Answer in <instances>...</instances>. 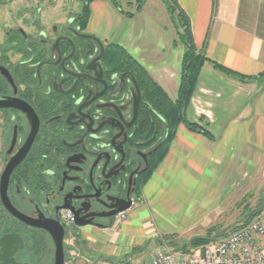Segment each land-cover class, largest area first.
<instances>
[{"label": "flooded vegetation", "instance_id": "flooded-vegetation-1", "mask_svg": "<svg viewBox=\"0 0 264 264\" xmlns=\"http://www.w3.org/2000/svg\"><path fill=\"white\" fill-rule=\"evenodd\" d=\"M82 6L0 0V100L11 104L0 106V264H55L42 226L62 233L63 264H76L79 231L111 226L158 166L147 178L166 131L147 74L82 27Z\"/></svg>", "mask_w": 264, "mask_h": 264}, {"label": "crops", "instance_id": "crops-1", "mask_svg": "<svg viewBox=\"0 0 264 264\" xmlns=\"http://www.w3.org/2000/svg\"><path fill=\"white\" fill-rule=\"evenodd\" d=\"M177 1L189 17L196 48L209 60L242 76L264 71V0ZM159 5L164 6L162 0H145L127 17L110 0H92L87 30L123 48L173 102L184 47ZM185 118L211 137L179 124L127 218L79 231V264L147 260L156 245L169 241L182 249L191 234L210 227L212 214L236 184L243 189L263 183L259 217L264 226V86L241 82L206 62ZM261 244L264 252V238Z\"/></svg>", "mask_w": 264, "mask_h": 264}, {"label": "trees", "instance_id": "trees-1", "mask_svg": "<svg viewBox=\"0 0 264 264\" xmlns=\"http://www.w3.org/2000/svg\"><path fill=\"white\" fill-rule=\"evenodd\" d=\"M92 0H83L82 10L80 12V23L82 27H85L89 13H90V3ZM113 5L127 17H131L134 13L138 12L141 9V5H137L134 11H126L124 10L121 5L118 3V0H110ZM165 4L170 16L172 17L173 22L176 24L177 28V40L183 45L184 53L182 57V65H181V73H180V82L179 88L177 93V98L175 101H171L167 98V96L163 93L160 87L155 85L148 77L147 83L145 85L146 96L150 103L152 104L153 108L160 114L163 118L164 125L166 128L165 131V138L162 146L158 150L157 154L154 157V163L152 166L151 171L147 175V178L150 176L151 172L155 167L162 161L164 156L166 155L169 144L172 138L175 135L176 129L179 124H183L187 129L191 131L200 132L205 136L211 137L210 133L203 127L191 123L186 120L185 118V110L190 101L192 92L194 90L197 77L199 72L204 65V63L208 62L211 66L222 73L236 78L241 82H248V81H255L262 86H264V71L259 73L255 76H242L239 75L222 65L218 64L215 61L209 60L202 51H199L193 41L192 32H191V25L189 17L187 16L186 12L182 9L179 5L177 0H162ZM115 48V56L116 58L122 57L125 59L123 55L124 49L119 46H112ZM128 60V59H126ZM131 64H135L134 60H130ZM262 204L259 205L257 208H253L250 210V214L248 218L245 219V222L248 221L250 218L258 216L261 211ZM213 228H209L205 236L194 237L190 240L188 245L182 246V249L191 247H204L210 244L213 241L211 238L210 232ZM169 241V240H168ZM167 241V242H168ZM172 244L171 241H169Z\"/></svg>", "mask_w": 264, "mask_h": 264}, {"label": "built area", "instance_id": "built-area-1", "mask_svg": "<svg viewBox=\"0 0 264 264\" xmlns=\"http://www.w3.org/2000/svg\"><path fill=\"white\" fill-rule=\"evenodd\" d=\"M129 210L118 212L116 220H125ZM263 238L264 226L258 215L204 247L177 250L156 245L149 259L125 260L121 264H264Z\"/></svg>", "mask_w": 264, "mask_h": 264}, {"label": "rangeland", "instance_id": "rangeland-1", "mask_svg": "<svg viewBox=\"0 0 264 264\" xmlns=\"http://www.w3.org/2000/svg\"><path fill=\"white\" fill-rule=\"evenodd\" d=\"M66 1L72 2L74 0H66ZM81 1L83 2V0H79V10H80ZM144 1L145 0H118V3L121 5V7L124 10L134 11V9L139 4H142L141 5V8H142ZM158 7L159 8L162 7L161 9L167 12V15L169 17L168 25L173 30V32L177 34L176 24L173 22L172 17L170 16L165 4L164 6L161 5L160 7L159 5ZM2 9L0 11V21L2 17H5V16L7 17L8 15V12L6 11V9L4 8ZM260 183L261 185L259 184V186H256L255 183L244 185L243 189L240 184H236V186H232V188L229 189V195L227 196L226 199L222 200L224 202L221 203L216 213H213L211 216L212 222L209 228H213L212 231L210 232L211 238H213V241L231 233L237 226L245 222V219L248 218V215L250 214L251 209L257 208L259 205L262 204L263 183L262 182ZM209 228L206 231L194 232L195 234H191L193 235L191 239L194 237L205 236ZM172 238H173L172 236L166 237L165 240L168 241ZM191 239L182 243L183 245L181 246H185L189 244ZM67 242L69 245L73 244L72 235L68 236ZM172 245L179 247L178 244H170V243L168 244L170 248H172ZM75 255H77L76 261L79 264V248L76 250ZM68 264H71V263L69 262Z\"/></svg>", "mask_w": 264, "mask_h": 264}, {"label": "water", "instance_id": "water-1", "mask_svg": "<svg viewBox=\"0 0 264 264\" xmlns=\"http://www.w3.org/2000/svg\"><path fill=\"white\" fill-rule=\"evenodd\" d=\"M97 39V38H95ZM98 40V39H97ZM5 105V106H9L11 105L10 103H2L0 100V106ZM18 163V161H14L11 164H9L4 173H3V177L2 179L4 180V182H6L9 173L11 172V170L13 169V167ZM6 206L8 207V209L13 213V215L17 216L18 218H20L21 220L32 224L33 222L31 221V219L27 218L26 216L18 213L17 211H15L11 206H9L6 202H5ZM131 206V203L128 202L125 206H122L121 208H119L115 214H117L118 212L124 211L129 209ZM84 225V223H79V226ZM43 228H45L46 230H48L51 234H53L54 237V242H55V248H56V252H55V264H63V253H62V233L60 232L59 236L54 235V233L52 232V230L47 227V226H42ZM8 236V235H7ZM117 264H121V263H117Z\"/></svg>", "mask_w": 264, "mask_h": 264}]
</instances>
